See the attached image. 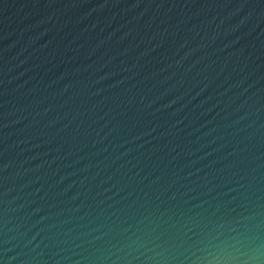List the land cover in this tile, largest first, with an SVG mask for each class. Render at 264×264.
<instances>
[{
  "label": "water",
  "instance_id": "obj_1",
  "mask_svg": "<svg viewBox=\"0 0 264 264\" xmlns=\"http://www.w3.org/2000/svg\"><path fill=\"white\" fill-rule=\"evenodd\" d=\"M0 264H264V0H0Z\"/></svg>",
  "mask_w": 264,
  "mask_h": 264
}]
</instances>
